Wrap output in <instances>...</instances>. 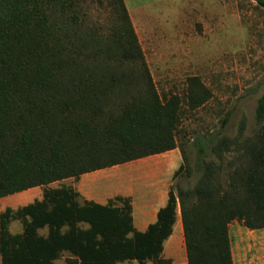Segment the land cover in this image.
I'll return each instance as SVG.
<instances>
[{
	"label": "trees",
	"instance_id": "1",
	"mask_svg": "<svg viewBox=\"0 0 264 264\" xmlns=\"http://www.w3.org/2000/svg\"><path fill=\"white\" fill-rule=\"evenodd\" d=\"M65 1L0 0V196L42 187L40 198L0 210V264H54L62 252L65 264H171L161 251L177 206L178 264H233L228 222L264 227V92L254 130L244 133L242 117L231 136L197 139L195 182L168 187L137 230L129 195L100 203L70 184H47L176 147L179 97L156 91L122 0H112L106 35L57 23L53 5ZM209 96L197 76L186 78L189 108ZM181 156L172 179L189 173ZM13 219L19 232L8 230Z\"/></svg>",
	"mask_w": 264,
	"mask_h": 264
},
{
	"label": "rangeland",
	"instance_id": "2",
	"mask_svg": "<svg viewBox=\"0 0 264 264\" xmlns=\"http://www.w3.org/2000/svg\"><path fill=\"white\" fill-rule=\"evenodd\" d=\"M69 1L70 6L53 5L57 23L94 30L98 35L109 32L114 21L112 0ZM122 2L156 91L160 96L175 93L180 101L176 147L105 167L102 172L109 177L87 186L91 192L126 195L129 191L136 206L152 194L153 198L166 195L168 187L174 190V183L186 187L195 182L199 175L193 166L197 139L201 142L216 131L231 136L242 117L244 133L254 130L255 101L264 92V6L256 0ZM191 75L210 91L195 108L186 104V78ZM181 153L186 156L189 173L182 168L172 179V171L182 161ZM18 196L17 192L0 196V210L22 204L25 199ZM160 200L162 197L154 204ZM227 232L233 264H264V227L250 229L232 219ZM65 256L62 252L54 264H65ZM147 264L154 263L148 260Z\"/></svg>",
	"mask_w": 264,
	"mask_h": 264
},
{
	"label": "crops",
	"instance_id": "3",
	"mask_svg": "<svg viewBox=\"0 0 264 264\" xmlns=\"http://www.w3.org/2000/svg\"><path fill=\"white\" fill-rule=\"evenodd\" d=\"M105 168V167H104ZM103 168L91 170L88 172L81 173L76 179L72 177H66L60 180L52 181L48 183V186H57L60 184H70L73 186L75 190L78 191V193L81 195V197L86 199H92L94 201L103 203L107 197L116 194L117 192H111V193H105L104 191H90V189L87 188L90 182L94 180H102L107 177L105 173L102 172ZM144 177H147L144 174ZM67 178H71L70 181H64ZM129 179H132L129 177ZM53 182H60L57 185H53ZM121 182V181H120ZM41 186H31L29 188L17 191L18 197H21V199H25L24 203L29 202L33 200L34 198H40L41 195ZM121 194V193H119ZM126 195H129L131 198V218H132V224L137 230H143L147 223L153 221L154 219V213L155 210L164 203L166 195L158 194L153 198V194L151 197L143 198L138 205H134L133 195L127 191L125 193ZM162 200L158 201L154 204V202L161 198ZM20 205V204H18ZM19 222V221H18ZM21 229V226L19 227L16 219H13L9 221L8 223V230L10 232H19ZM44 228H40L39 232L43 233ZM162 256L168 257L171 260V264H178L182 263L185 260L184 250H183V244H182V235H181V225H180V218L179 214H176L175 220L172 224V229L170 234L165 238L162 244ZM175 257V262H174ZM147 261H145V264H147Z\"/></svg>",
	"mask_w": 264,
	"mask_h": 264
}]
</instances>
